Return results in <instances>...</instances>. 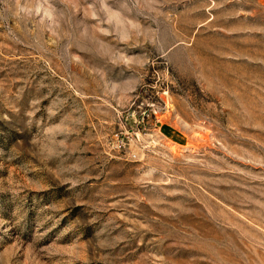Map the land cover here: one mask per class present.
Returning a JSON list of instances; mask_svg holds the SVG:
<instances>
[{
    "label": "rangeland",
    "instance_id": "374dc122",
    "mask_svg": "<svg viewBox=\"0 0 264 264\" xmlns=\"http://www.w3.org/2000/svg\"><path fill=\"white\" fill-rule=\"evenodd\" d=\"M0 264H264V0H0Z\"/></svg>",
    "mask_w": 264,
    "mask_h": 264
}]
</instances>
